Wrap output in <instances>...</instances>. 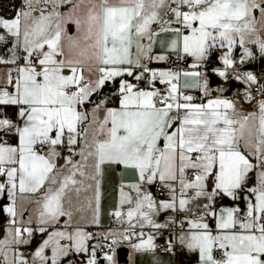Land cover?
I'll use <instances>...</instances> for the list:
<instances>
[{
	"label": "snow or ice",
	"instance_id": "1",
	"mask_svg": "<svg viewBox=\"0 0 264 264\" xmlns=\"http://www.w3.org/2000/svg\"><path fill=\"white\" fill-rule=\"evenodd\" d=\"M257 59L264 0H21L0 14V264H116L124 242L154 255L165 230L164 251L198 264H264ZM125 172L119 228L92 231L106 175Z\"/></svg>",
	"mask_w": 264,
	"mask_h": 264
},
{
	"label": "crops",
	"instance_id": "2",
	"mask_svg": "<svg viewBox=\"0 0 264 264\" xmlns=\"http://www.w3.org/2000/svg\"><path fill=\"white\" fill-rule=\"evenodd\" d=\"M217 83H219L218 78ZM236 89V88H235ZM234 89L231 90L228 94L231 95L234 93ZM247 107V106H246ZM123 179L124 181H130L134 179L131 173L125 172L122 175L118 173H111L106 175L104 183H103V200H102V209L103 214L101 217L102 227H93L92 231L95 232H105L109 228L118 229L119 226L115 223L114 219L108 215L109 211L113 209L116 203L117 192L116 188L119 182ZM164 217L160 218V222L164 221ZM169 238V230H165L163 235L157 238V244L163 243L165 244L166 240ZM119 248H127L128 256L127 263H119L117 260V256L115 258L116 264H198L197 258L191 254L186 252H159L153 255L151 253H135L133 249L129 246L127 242L118 246ZM102 257V256H101Z\"/></svg>",
	"mask_w": 264,
	"mask_h": 264
},
{
	"label": "trees",
	"instance_id": "3",
	"mask_svg": "<svg viewBox=\"0 0 264 264\" xmlns=\"http://www.w3.org/2000/svg\"><path fill=\"white\" fill-rule=\"evenodd\" d=\"M20 3H21L20 0H0V14L4 16L13 15L14 8H18ZM214 83H217L216 78H214ZM5 219H0V224L3 223ZM0 233H2V231H0Z\"/></svg>",
	"mask_w": 264,
	"mask_h": 264
},
{
	"label": "rangeland",
	"instance_id": "4",
	"mask_svg": "<svg viewBox=\"0 0 264 264\" xmlns=\"http://www.w3.org/2000/svg\"><path fill=\"white\" fill-rule=\"evenodd\" d=\"M20 2H21V0H20ZM73 31H74V29H73ZM249 69H250L251 71H253L254 73H256L258 76L264 78V60L257 59V60H255V61H252V62L249 64ZM3 71H4V69H3V68H0V74H2ZM219 82H220V81H219ZM226 86H227V85H226ZM233 89H234V91L237 90V89H235V88H232L231 90H233ZM2 199H3V197H0V200H2ZM5 206H6V205H5ZM0 231H2V229H0ZM2 235H3V232L0 233V236H2ZM101 258H102V257H101ZM115 258H116V255H115Z\"/></svg>",
	"mask_w": 264,
	"mask_h": 264
},
{
	"label": "water",
	"instance_id": "5",
	"mask_svg": "<svg viewBox=\"0 0 264 264\" xmlns=\"http://www.w3.org/2000/svg\"><path fill=\"white\" fill-rule=\"evenodd\" d=\"M1 202L4 204V206L7 204L4 198L1 200ZM116 256L119 263H127L128 249L119 248L116 252Z\"/></svg>",
	"mask_w": 264,
	"mask_h": 264
},
{
	"label": "built area",
	"instance_id": "6",
	"mask_svg": "<svg viewBox=\"0 0 264 264\" xmlns=\"http://www.w3.org/2000/svg\"><path fill=\"white\" fill-rule=\"evenodd\" d=\"M194 95H198V93H193ZM152 191H153V193L155 194V195H157V196H160L161 194H160V190H159V188L158 187H156V186H154L153 188H152ZM6 223H7V221H6V219H5V221L3 222V223H1L0 224V229H2L5 225H6ZM158 245H160V247L157 249V251H159V252H166V251H164V245L165 244H163V243H160V244H158ZM117 250H118V247L116 248V252H117ZM116 255V254H115ZM188 264H190V263H188Z\"/></svg>",
	"mask_w": 264,
	"mask_h": 264
}]
</instances>
